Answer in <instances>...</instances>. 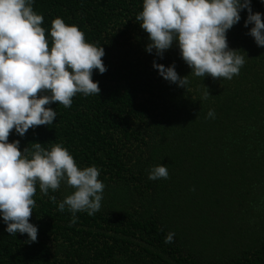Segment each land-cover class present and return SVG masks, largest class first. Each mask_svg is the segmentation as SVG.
<instances>
[{"label":"trees","instance_id":"16d2710c","mask_svg":"<svg viewBox=\"0 0 264 264\" xmlns=\"http://www.w3.org/2000/svg\"><path fill=\"white\" fill-rule=\"evenodd\" d=\"M32 7L50 43L52 21L61 18L102 46L107 71L93 72L99 95L78 93L68 108L53 103L52 125L23 137L13 130L9 142L19 140L21 151L60 143L81 169H100L105 188L100 210L76 213L70 226L72 213L58 203L74 190L62 182L44 196L37 185L29 221L37 241L9 235L0 217V264H264V47L248 35L253 25L244 27L247 10L226 34L229 48L247 55L227 80L190 74L175 43L163 59L147 53L135 20L143 0H32ZM251 8L264 19V0ZM154 60L188 75L186 90L165 81ZM157 165L167 166V179H148Z\"/></svg>","mask_w":264,"mask_h":264},{"label":"clouds","instance_id":"9594fccd","mask_svg":"<svg viewBox=\"0 0 264 264\" xmlns=\"http://www.w3.org/2000/svg\"><path fill=\"white\" fill-rule=\"evenodd\" d=\"M244 10L248 13L244 27L253 25L248 35L264 47V19L261 13H253L251 0H143L135 20L147 33V53L155 51L163 59L175 43L190 74L231 80L239 75L247 55L229 48L226 34ZM42 23L32 0H0V217L9 235L27 234L28 243L38 236V228L29 222L37 185L44 196L58 190L62 182L74 190L58 203L59 211L67 207L72 213L70 226L77 222L76 213L92 216L100 210L105 188L100 169L95 165L81 169L60 143L47 150L34 142L31 149L21 151L19 140L9 142L13 130L23 137L29 129L52 125L57 116L50 107L53 103L68 108L78 93L99 95L93 72L107 71L104 48L87 42L78 26L56 18L50 43ZM153 68L165 81L186 90L188 75L180 77L175 64L165 67L154 60ZM204 89L203 99H207L209 90ZM214 115L210 109L208 117ZM168 176L167 166L157 165L148 179ZM49 200L55 203L56 196ZM174 236L170 232L164 242H174Z\"/></svg>","mask_w":264,"mask_h":264}]
</instances>
